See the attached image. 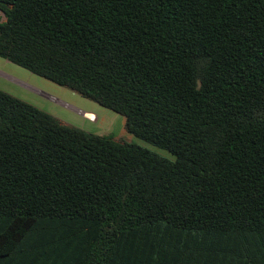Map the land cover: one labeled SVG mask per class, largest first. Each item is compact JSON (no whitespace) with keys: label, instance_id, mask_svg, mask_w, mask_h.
I'll return each mask as SVG.
<instances>
[{"label":"trees","instance_id":"trees-1","mask_svg":"<svg viewBox=\"0 0 264 264\" xmlns=\"http://www.w3.org/2000/svg\"><path fill=\"white\" fill-rule=\"evenodd\" d=\"M0 59L174 162L0 92V264H264V0H0Z\"/></svg>","mask_w":264,"mask_h":264},{"label":"rangeland","instance_id":"rangeland-1","mask_svg":"<svg viewBox=\"0 0 264 264\" xmlns=\"http://www.w3.org/2000/svg\"><path fill=\"white\" fill-rule=\"evenodd\" d=\"M3 22L0 14V23ZM0 92L50 115L62 126L116 143L132 144L170 162L175 160L168 152L128 135L125 121L119 115L1 59ZM83 113L93 115L96 122L90 123L87 116L82 117Z\"/></svg>","mask_w":264,"mask_h":264},{"label":"built area","instance_id":"built-area-1","mask_svg":"<svg viewBox=\"0 0 264 264\" xmlns=\"http://www.w3.org/2000/svg\"><path fill=\"white\" fill-rule=\"evenodd\" d=\"M51 100V99H50ZM51 101H53L54 102V100H51ZM90 123H95L96 122V119H95V117H93V119H87Z\"/></svg>","mask_w":264,"mask_h":264},{"label":"bare ground","instance_id":"bare-ground-1","mask_svg":"<svg viewBox=\"0 0 264 264\" xmlns=\"http://www.w3.org/2000/svg\"><path fill=\"white\" fill-rule=\"evenodd\" d=\"M85 116H87L88 119H93V115H90V114H86Z\"/></svg>","mask_w":264,"mask_h":264},{"label":"crops","instance_id":"crops-1","mask_svg":"<svg viewBox=\"0 0 264 264\" xmlns=\"http://www.w3.org/2000/svg\"><path fill=\"white\" fill-rule=\"evenodd\" d=\"M85 115H86V114H85V113H83V114H82V117H83V118H85Z\"/></svg>","mask_w":264,"mask_h":264}]
</instances>
